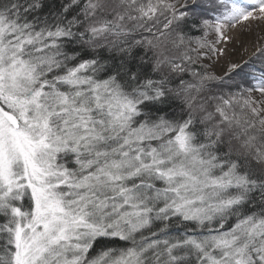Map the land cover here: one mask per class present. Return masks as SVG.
Returning a JSON list of instances; mask_svg holds the SVG:
<instances>
[{"label":"snow or ice","instance_id":"1","mask_svg":"<svg viewBox=\"0 0 264 264\" xmlns=\"http://www.w3.org/2000/svg\"><path fill=\"white\" fill-rule=\"evenodd\" d=\"M246 25L264 0H0V264H264Z\"/></svg>","mask_w":264,"mask_h":264},{"label":"rangeland","instance_id":"2","mask_svg":"<svg viewBox=\"0 0 264 264\" xmlns=\"http://www.w3.org/2000/svg\"><path fill=\"white\" fill-rule=\"evenodd\" d=\"M234 41L230 43L229 56L235 61L247 60L260 44L264 43V25H246L243 28H238L233 33ZM224 68L223 62L218 70Z\"/></svg>","mask_w":264,"mask_h":264},{"label":"trees","instance_id":"3","mask_svg":"<svg viewBox=\"0 0 264 264\" xmlns=\"http://www.w3.org/2000/svg\"><path fill=\"white\" fill-rule=\"evenodd\" d=\"M117 246H118V247H124V246H126V245L124 244V242H119Z\"/></svg>","mask_w":264,"mask_h":264}]
</instances>
